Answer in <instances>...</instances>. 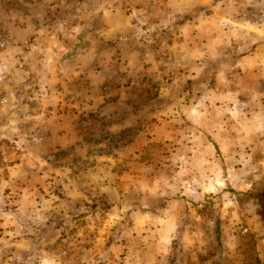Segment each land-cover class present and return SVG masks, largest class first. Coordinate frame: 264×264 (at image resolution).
<instances>
[{
  "label": "rangeland",
  "instance_id": "1",
  "mask_svg": "<svg viewBox=\"0 0 264 264\" xmlns=\"http://www.w3.org/2000/svg\"><path fill=\"white\" fill-rule=\"evenodd\" d=\"M86 1L0 0V264H264V137L205 148L216 113L264 128V0H203L184 67L164 65L173 26L146 56L101 38Z\"/></svg>",
  "mask_w": 264,
  "mask_h": 264
},
{
  "label": "crops",
  "instance_id": "2",
  "mask_svg": "<svg viewBox=\"0 0 264 264\" xmlns=\"http://www.w3.org/2000/svg\"><path fill=\"white\" fill-rule=\"evenodd\" d=\"M86 3L87 1L85 0L84 4ZM128 5H132V6L137 5V6H144V7L137 8V10L133 12V14L130 13V15L127 16L124 14V8H126V6ZM101 6H102L100 8L101 28H100V34L98 35L101 38H105V41H110L112 40V38H116L113 41L118 42L117 44L118 46L121 45L120 44L122 42L121 40L132 38V36L135 35L137 38L135 39L133 38L134 39L133 44H137V45L134 46V49L135 50L139 49L140 52H145L146 56L149 55V53L154 52L155 51L154 49L157 48L159 44L156 43L157 45L154 46V44L152 45V43L150 44L149 42H147V39L143 41V38L148 37V38L153 39V37H155L156 35L154 33L156 31L154 30H156L157 27H159L160 29L164 27L165 25L173 26L172 27L173 29H171V32L168 33L167 38L162 39L163 41L160 46V48L163 49L165 54L169 53L171 55L170 63L164 64L165 66H168V67H173L174 63H177L176 61L174 62L173 60V54H176V58H178L177 55L179 53L181 54L180 66L181 67L186 66L187 64L186 60L189 61V48L190 47L194 48V46H190L188 44V40L190 36V24H191L190 22H194L192 23V25L200 24L202 21H204L205 14L206 16H208V13L202 14V8L205 6V4H203V0H101ZM148 6H151V7L148 8ZM89 12H91L92 14L93 13L92 9H89ZM133 15H134V18H133ZM213 17L214 18L212 17L207 18L206 21L208 22L211 19L212 20L219 19L218 22H220V18L217 14L213 15ZM87 21H90V19H88ZM177 21L180 23L178 28H176ZM206 21L202 24V28H196L197 29L195 31L196 36L203 38V36L205 37V35L207 34L209 37L210 36L212 37L211 40H214V39L219 40L221 32L217 31L215 28L208 29L210 26L205 28L204 26H206L205 24ZM84 27H86L85 29H88V30L89 28L92 29V26H90L89 23H87L86 26ZM76 29L77 27L76 28L74 27V30L68 35L69 37L67 39L69 43H74L76 41L77 39V35L75 32ZM157 37H159V35H157ZM59 48H60V45L56 48L58 49L56 50L58 51V53L61 52ZM235 48L236 47H234V51H235ZM130 49H131L130 46L126 45V47L121 49V52H118V53H122V55L126 59L128 57V54L131 53ZM243 49L246 52H252L251 45L248 47L245 46ZM260 49H261V46L256 47L253 53L260 52L261 51ZM222 50L230 51V49L228 48L222 49V47H220V44H218L214 48V51H222ZM145 57L144 59L147 60V57L146 58ZM145 60L143 62L142 60L140 61V59L136 61L137 62L136 67L138 63L140 64L142 63L140 66V69L142 67L144 68L148 63V62H145ZM252 61L254 60L252 59L243 60L242 64L246 65L247 63L252 62ZM152 62H153V65L155 66L156 61H152ZM180 81L182 83L185 80L181 79ZM228 81L230 84L235 83L234 79H230ZM217 84L219 85L220 82ZM173 88L174 87H172V89ZM169 89H171V87H169ZM172 97L173 98L179 97V100L181 101L180 110H179L180 112H178L177 110L173 111ZM187 97H189L188 92L183 91L177 95L170 94V97L166 98L167 101L171 103L172 108L170 109V114L172 116L176 117L178 116L177 113H179V116L183 118L185 114L190 113L188 111V106H187V101H186ZM228 97H230V94H226L224 96V99ZM175 101H178V100H175ZM183 102H186V104L183 105ZM196 111H198L197 112L198 115H202L203 109H197ZM212 112L216 113L219 111L212 110ZM203 114H204V111H203ZM216 114L219 117L218 118L219 121H218V124H216V127L213 128V131L209 133L210 136L207 137L208 141L205 143L208 145L205 148H208L210 150L216 149V148L221 149V148L230 147V146L232 148H237L238 146H241L243 142H246V144L248 145V144H252L253 140L254 142L256 140H258L259 142V138L263 139L264 137L263 126H259V125L254 126L253 123L248 124L249 121L252 122L253 120V115H254L253 113H249L248 115L246 114L245 115L246 117L244 119H241L242 124L238 128L229 127V129L222 128L220 112ZM257 116L255 115V117ZM173 121L174 119H171L170 123L173 124ZM237 129H238L239 137L234 135L237 132ZM210 154H211L210 158H212L213 164H214L215 157L213 155V152L210 151Z\"/></svg>",
  "mask_w": 264,
  "mask_h": 264
}]
</instances>
